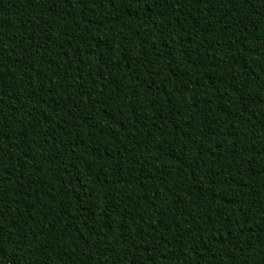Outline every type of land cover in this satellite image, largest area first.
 I'll list each match as a JSON object with an SVG mask.
<instances>
[{"label":"trees","instance_id":"16d2710c","mask_svg":"<svg viewBox=\"0 0 264 264\" xmlns=\"http://www.w3.org/2000/svg\"><path fill=\"white\" fill-rule=\"evenodd\" d=\"M0 264H264V0H0Z\"/></svg>","mask_w":264,"mask_h":264}]
</instances>
